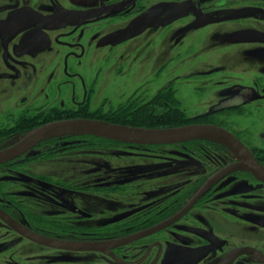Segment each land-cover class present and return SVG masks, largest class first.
Masks as SVG:
<instances>
[{
  "label": "flooded vegetation",
  "instance_id": "1",
  "mask_svg": "<svg viewBox=\"0 0 264 264\" xmlns=\"http://www.w3.org/2000/svg\"><path fill=\"white\" fill-rule=\"evenodd\" d=\"M122 1L0 0V152L76 119L225 138L38 141L0 163V264H264V0L73 18ZM162 3L196 13L104 45ZM129 42L130 74H101L94 54Z\"/></svg>",
  "mask_w": 264,
  "mask_h": 264
},
{
  "label": "water",
  "instance_id": "2",
  "mask_svg": "<svg viewBox=\"0 0 264 264\" xmlns=\"http://www.w3.org/2000/svg\"><path fill=\"white\" fill-rule=\"evenodd\" d=\"M91 1L93 0H72V2L76 4H86ZM104 1L105 0H101L102 4H104ZM136 1L137 0H123L120 3L102 7L96 11H90L85 14L80 13L79 15L73 13V18H83L85 21L104 19L126 11L129 7L134 5ZM194 13H196V11L193 6L187 3L158 4L138 15L126 28L106 36L102 41L104 45L119 44L140 35L149 27L166 26L181 17ZM66 134H91L142 144H164L195 138L216 137V135L225 138L219 131L211 130L207 127L190 126L151 130L118 126L101 121L76 119L52 123L34 130L25 138V142L22 146L0 152V163L8 160L12 156L14 157V155L20 154L22 151H26L38 141Z\"/></svg>",
  "mask_w": 264,
  "mask_h": 264
},
{
  "label": "rangeland",
  "instance_id": "3",
  "mask_svg": "<svg viewBox=\"0 0 264 264\" xmlns=\"http://www.w3.org/2000/svg\"><path fill=\"white\" fill-rule=\"evenodd\" d=\"M130 18H131V16H125V17L119 18L116 21L107 23V24H105V30H112V29H115L118 27H123L124 25H126L128 23ZM133 49H134V43L129 42V43L119 47L118 49H116L112 53L111 52H106V53L104 52V53H102V55H98L97 53H95L94 54L95 62H98V59H101V60L104 59L101 74H107V75L109 74V76H110V74L111 75H121V76H127L128 74H130L129 73V68H130V63H131L130 55H131V51H133ZM168 49H169V52H168L169 58L174 57V59H176V56H174L175 53H174V51H172V48L170 45H169ZM115 52H116V54H115ZM122 54H126L127 57L123 58ZM178 59L179 58H177L174 62H178ZM99 62H101V61H99ZM189 73H191V71L187 70L186 75ZM180 74H182V71Z\"/></svg>",
  "mask_w": 264,
  "mask_h": 264
}]
</instances>
